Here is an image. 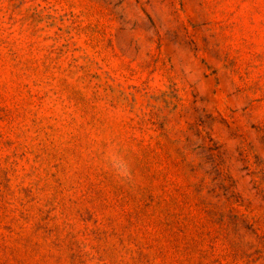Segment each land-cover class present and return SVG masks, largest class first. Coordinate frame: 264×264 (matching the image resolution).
<instances>
[{
    "label": "rangeland",
    "instance_id": "374dc122",
    "mask_svg": "<svg viewBox=\"0 0 264 264\" xmlns=\"http://www.w3.org/2000/svg\"><path fill=\"white\" fill-rule=\"evenodd\" d=\"M0 264H264V0H0Z\"/></svg>",
    "mask_w": 264,
    "mask_h": 264
}]
</instances>
